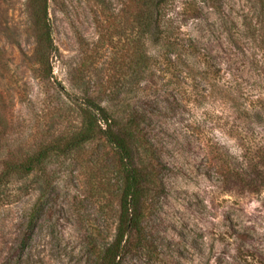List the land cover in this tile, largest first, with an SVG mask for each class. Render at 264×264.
Segmentation results:
<instances>
[{
    "label": "rangeland",
    "instance_id": "1",
    "mask_svg": "<svg viewBox=\"0 0 264 264\" xmlns=\"http://www.w3.org/2000/svg\"><path fill=\"white\" fill-rule=\"evenodd\" d=\"M152 1L147 21L145 0H48L41 79L29 0H0V264H106L119 205L99 134L46 160L42 197L2 174L75 134L86 99L137 119L153 182L114 264H264V0Z\"/></svg>",
    "mask_w": 264,
    "mask_h": 264
},
{
    "label": "trees",
    "instance_id": "2",
    "mask_svg": "<svg viewBox=\"0 0 264 264\" xmlns=\"http://www.w3.org/2000/svg\"><path fill=\"white\" fill-rule=\"evenodd\" d=\"M152 0H145V18L151 21ZM29 10L36 42V64L41 79H49L52 72V55L55 47L48 19V0H29ZM142 16V15H139ZM154 22V20H153ZM84 122L81 128L63 144L51 143L39 148L35 153L26 154L19 162L6 164L3 175H19L22 179L20 194L30 197L38 191L42 197L51 186L50 173L47 171L46 160L54 154H64L78 150L92 141L99 134L112 150L115 161V194L118 197L119 220L113 244L99 253L100 259L106 264H114L120 257L124 238L130 229L140 225L144 215L146 200L150 193L148 185L153 183L138 158L142 151V129L135 117L116 120L114 116L100 103L86 99L81 104ZM257 106L254 107L253 117L257 118ZM259 117V116H258ZM143 135V134H142ZM40 173L37 180L34 176ZM36 178V176H35ZM36 203L28 207L25 230H31L33 219L37 214Z\"/></svg>",
    "mask_w": 264,
    "mask_h": 264
}]
</instances>
